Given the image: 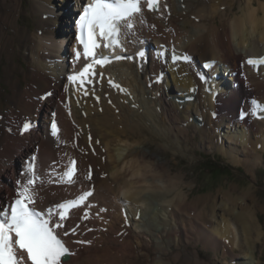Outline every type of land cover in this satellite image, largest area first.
Instances as JSON below:
<instances>
[{"label": "bare ground", "instance_id": "6f19581e", "mask_svg": "<svg viewBox=\"0 0 264 264\" xmlns=\"http://www.w3.org/2000/svg\"><path fill=\"white\" fill-rule=\"evenodd\" d=\"M63 1L59 9H53L50 6L54 0H32L36 30L30 32L18 24L22 1L0 0V65L7 58L0 80V207L14 201L20 187L32 176L28 164L34 163L39 177L34 186L37 210L46 211L77 199L86 191L93 193L57 229L75 253L71 264H204L200 253L192 252L190 246L238 257L237 249L247 251V244L237 239L234 226L247 236L257 233L263 241V229L255 223L252 206L239 202V196L248 195L251 188L191 199L184 187L173 185V179L184 184V174L174 177L156 153L149 151V142L159 140L163 131L172 132V137L164 141L169 148L187 142L191 125L199 127L190 115L196 101H218L220 97L215 113L219 124L228 123L232 129L241 118L243 127L255 125L258 131L252 135L251 144L254 136L257 140L251 148L250 134L235 128L236 134L227 135L247 150L248 158L242 165H249L251 170L262 163L254 152L260 144V151H264V118L258 119L264 117V112L253 115L246 110L238 120L236 116L245 107H252L248 96L264 105V77H257L264 75L259 71L264 64L248 63L249 59H264V48H260L264 46V3L245 0L239 16L236 0H160L154 11L142 0L135 28L130 32L121 29L122 48H105L100 39L96 55L110 56L112 61L107 66L95 65L96 77L89 76L81 84L69 77L93 60L85 58L79 39H74L76 11H81L83 0ZM73 2L75 9V5H69ZM152 45L154 49L148 54ZM141 50H145L143 58L138 55ZM157 50L161 51L159 55ZM18 55L28 66L22 67V78L14 79V59ZM173 56L180 59L174 60ZM185 56L192 57V61L185 62ZM244 58L241 70L247 73L245 80L236 69ZM217 60L224 68L216 64ZM209 63L211 68L205 70L203 67ZM248 65L254 66L258 74ZM219 72H228L236 88L229 82L227 85L225 74L223 77ZM23 81L26 84L21 89ZM1 82L12 91L6 100ZM257 94L261 95L259 99ZM140 95L160 102V109H154L158 115L163 112L166 126L158 121L148 126L142 122L141 118L148 120V109L138 105ZM53 120L59 129L57 136L52 135ZM26 122L34 127L23 133ZM222 131L220 146L223 141L227 146ZM117 146L124 152L119 153ZM72 160L76 162V174L74 183L68 184L62 175ZM233 162L238 163L235 159ZM219 210L222 213L218 215ZM210 221L213 229H207ZM141 238L149 243L141 242ZM250 250L245 254L255 258ZM19 254L23 264H31L26 252Z\"/></svg>", "mask_w": 264, "mask_h": 264}, {"label": "rangeland", "instance_id": "374dc122", "mask_svg": "<svg viewBox=\"0 0 264 264\" xmlns=\"http://www.w3.org/2000/svg\"><path fill=\"white\" fill-rule=\"evenodd\" d=\"M22 1V15L19 19V27L24 26L30 30V32H34L36 30L34 26V14L31 11L32 0H21ZM24 1V2H23ZM223 2L224 0H216ZM233 1V0H232ZM235 1V0H234ZM264 3V0H260ZM236 11L239 16L241 13V5L244 8L245 6V0H236ZM242 2V4H241ZM64 4L63 0H54L53 5L50 6L53 9H59ZM76 2L70 3V7L72 8ZM69 7V8H70ZM74 9L76 8L73 7ZM79 8V5H78ZM258 8V5L257 7ZM240 9V10H239ZM235 11V12H236ZM240 12V13H239ZM77 13V11H76ZM236 14V13H235ZM234 14V15H235ZM44 16V15H43ZM48 15L44 16L43 18H47ZM220 21V19H219ZM16 23V26H18ZM42 33V31H41ZM153 47V45H152ZM260 48H264V46H260ZM21 48L18 49V51ZM67 51H69V47H66ZM151 53V52H150ZM189 55V54H188ZM264 55V54H263ZM261 55V56H263ZM260 56V57H261ZM21 58V59H20ZM16 61V64H15ZM245 58L241 60L240 64L236 65L237 73L238 75L241 74V72L244 75V80L246 76V72L241 70V64H244ZM7 58L2 62L0 65V80L2 79L4 75V69L6 66ZM217 64H219V67L224 68V64L221 63L220 60L216 61ZM14 65L16 67V78H22V67L27 68L26 61L20 57L19 55L15 57L14 59ZM218 67V65H216ZM234 68L233 65H230ZM229 66V67H230ZM251 68V71H256V68L254 66L248 65ZM230 68V69H233ZM227 69V68H226ZM228 70V69H227ZM18 71V72H17ZM259 71L264 72V68L260 69ZM224 72H219V74L223 75ZM228 73V72H227ZM225 74V80H227V85L229 82V85H233L236 88V85L230 81V76ZM255 73V72H254ZM256 74V73H255ZM258 74V73H257ZM256 74V75H257ZM240 81H243V78L238 76ZM259 79L263 76H258ZM20 81V80H19ZM25 81V80H24ZM20 82V88L22 89L26 83ZM245 83V82H244ZM247 83V82H246ZM3 86L2 92L3 95L5 94V100L8 98V96L12 93L11 89L7 87V85L4 82H1ZM246 86V85H245ZM244 86V88L247 90V88ZM233 88V87H232ZM121 90H124L123 88ZM11 92V93H10ZM130 97V95H128ZM250 96H248L249 102L252 101V99H249ZM261 95L258 96L257 99H259ZM132 99V98H131ZM140 102L138 105L143 107V110L148 109L147 112V119L141 118L142 122L148 126L149 123L153 121H158L159 124L164 127L167 124V118L163 117L162 115H158V113L155 111L154 106H157L160 109V102L158 100L151 99V97H143L140 95L139 97ZM148 99V100H147ZM247 99V97H245ZM220 101V97H218V101H215V98L213 100L207 101V100H197L195 104V109L190 110L191 118H194V124H196L199 127H194L193 124L189 128L188 133V141L179 143L174 148H169L165 143L166 138L172 137L171 131H163V133L159 136V140H151L150 143V150L151 152L156 153L155 157L159 160H162L163 163L170 169L171 173L174 177L178 175L180 172H182L185 176L184 180L185 183L181 184L180 180L179 183H177L174 180V186L175 187H184L185 190L190 193L191 199L207 195V194H214L218 195L220 191H229L230 189H236V190H244L246 188H251L252 191L248 195H240L241 200L240 203L243 202V204H246L248 206H252L253 211V217L255 220V223H257V226L262 230L264 233V157L261 158V154H264V151H260L261 144L257 147L258 151L256 150L254 152V155L258 162H262L258 167L252 168L251 170H248L250 167L247 165L244 167L242 165L243 160H246L248 157L247 150H244V145H241L239 141H232L230 140L227 135L229 134H236V131H241L244 134H250V137L248 135V146H254L255 142L257 140V137L254 136V140L251 144L252 135L258 132L254 127L255 125H251L249 127H243L242 123H244V120L241 121V118H239L240 123L237 125H234L231 129L232 125H229L228 123H224L223 125L219 124V118L218 114L216 113V109L218 106V102ZM5 107V105H4ZM162 110V109H161ZM194 110V111H193ZM199 112H197V111ZM246 110H249L252 112V107H245L242 112H238L236 116L237 118L242 116ZM201 116V117H200ZM203 117V121H202ZM210 118L211 121H210ZM163 120V122H162ZM189 120V117L185 118V124L184 126H187V122ZM199 120V121H197ZM247 120V119H245ZM205 121V126H202V122ZM192 123V122H191ZM264 125V124H263ZM153 126V125H152ZM193 128V130L191 129ZM221 128L223 129L224 133H226V145L224 146V141L222 142V146H220V139L222 137L221 135ZM226 129H229L226 131ZM245 129V130H244ZM219 130V132H217ZM222 131V132H223ZM196 136V137H195ZM194 137V139L192 138ZM193 139V142H192ZM202 142V143H201ZM215 143V147L211 148V144ZM164 144V145H163ZM163 145V146H162ZM217 147H220L219 149ZM117 148L119 153L124 152V148L122 147H115ZM121 148V149H120ZM145 148V147H142ZM216 148V149H215ZM251 148V147H250ZM147 150V148H146ZM241 158V160L239 159ZM233 159H235L238 163L233 162ZM18 170V167H16ZM192 190H190V188ZM6 196V195H5ZM223 197L222 195L220 196ZM238 197V198H239ZM219 198V205L222 202V199ZM237 201V200H236ZM255 204V205H254ZM217 211V214H221ZM214 221V220H213ZM211 222V221H210ZM214 223L211 222V224L207 225V229H213ZM203 227V226H201ZM235 231L237 233V239L241 240L244 244H247V251L248 248H250V251L255 252V258L248 257L245 253V249L238 250V257L232 256V254L229 253H222L219 252V254H214L212 251L205 252L201 247H193L190 246V250L196 254L200 253V258L203 260L204 264H264V234L262 235L263 241H259L260 237L257 233H252V235L247 236L246 233H244L242 230L241 232L236 229L234 226ZM255 236V237H254ZM257 236V237H256ZM145 238H141V242L143 243H149ZM221 254V255H220ZM245 254V255H244Z\"/></svg>", "mask_w": 264, "mask_h": 264}, {"label": "snow or ice", "instance_id": "6c2138e0", "mask_svg": "<svg viewBox=\"0 0 264 264\" xmlns=\"http://www.w3.org/2000/svg\"><path fill=\"white\" fill-rule=\"evenodd\" d=\"M158 5L159 0H146L149 10H156ZM141 12V0H93L90 4L86 3L78 18V39L83 45L85 58L93 57V60L86 64L80 73L70 76L69 80L73 82L79 80L83 84L86 78L95 75V65L104 66L110 63L106 57L96 55L95 49L101 46L97 37L105 42L103 45L105 48L113 51L116 47L122 48L121 29L129 32L133 30L135 17ZM138 55L143 58L145 53L141 51ZM76 57L77 59L80 57L79 52L76 53ZM173 59L180 58L173 56ZM184 59L188 60V57L185 56ZM248 63L254 66L264 64V59H249ZM251 104L253 115L264 112V105L255 100H252ZM31 127L32 124L26 122L23 131L28 132ZM51 130L52 135L57 136L59 129L55 120L51 123ZM35 159L33 156L32 160ZM75 164V160L70 161L62 175V179L66 178L68 184L74 183ZM28 169L32 176L20 187L14 201L7 207H0V264H23V257L17 256L18 250L27 253V259L31 264H71V257L75 253L66 246L56 230L63 227L69 211L81 206L93 193L86 191L77 199L49 207L46 211L37 210L34 186L39 177L36 176L34 163H29ZM74 232L73 229V234Z\"/></svg>", "mask_w": 264, "mask_h": 264}]
</instances>
